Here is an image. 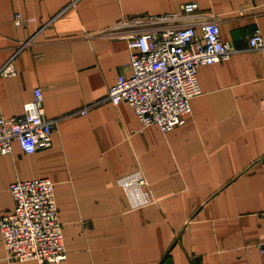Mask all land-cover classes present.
I'll return each mask as SVG.
<instances>
[{
  "label": "crops",
  "instance_id": "obj_1",
  "mask_svg": "<svg viewBox=\"0 0 264 264\" xmlns=\"http://www.w3.org/2000/svg\"><path fill=\"white\" fill-rule=\"evenodd\" d=\"M70 1L0 0V67L33 36L16 73L0 76V113L21 115L41 87L58 118L50 145L28 153L15 140L0 153V222L15 207L12 182L49 177L68 252L11 261L0 230V264H264V51L249 48L264 34V0H79L60 13ZM169 11L217 15L239 51L199 67L192 112L163 131L105 97L132 59L109 30ZM137 169L155 201L132 209L118 178Z\"/></svg>",
  "mask_w": 264,
  "mask_h": 264
},
{
  "label": "built area",
  "instance_id": "obj_2",
  "mask_svg": "<svg viewBox=\"0 0 264 264\" xmlns=\"http://www.w3.org/2000/svg\"><path fill=\"white\" fill-rule=\"evenodd\" d=\"M78 1L71 0L60 13ZM193 12L137 14L109 30L128 41L132 59L130 73L119 75L105 100L116 105L130 103L143 127L156 124L170 131L182 124L192 112V98L201 92L199 67L224 61L239 51L223 39L217 15ZM24 20L30 19L16 14L17 23ZM32 41L30 36L17 45L0 67V76L16 73L15 57ZM249 48L264 51V34L260 30L249 37ZM24 108L21 115L0 113V153L11 152L15 140L28 153L52 143L58 118L47 115L41 87L35 89V97ZM118 182L125 188L132 209L155 201L141 169L122 175ZM10 190L15 207L4 213L0 222L8 258L36 259L41 263L66 260L55 182L49 177L19 179L11 183ZM261 247L264 250V243Z\"/></svg>",
  "mask_w": 264,
  "mask_h": 264
}]
</instances>
